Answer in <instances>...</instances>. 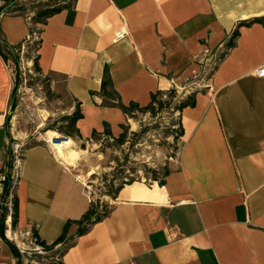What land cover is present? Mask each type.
<instances>
[{
    "label": "crops",
    "instance_id": "crops-1",
    "mask_svg": "<svg viewBox=\"0 0 264 264\" xmlns=\"http://www.w3.org/2000/svg\"><path fill=\"white\" fill-rule=\"evenodd\" d=\"M36 3L59 9L33 22ZM33 38L38 72L65 113L81 114L78 139L133 130L157 90H183L178 100L192 90L194 102L176 108L166 176L114 187L81 232L84 182L45 137L28 141L16 224L52 245L70 221L52 264H264V76L253 71L264 63V0H0L1 161L16 82L7 55ZM15 254L0 237V264Z\"/></svg>",
    "mask_w": 264,
    "mask_h": 264
},
{
    "label": "rangeland",
    "instance_id": "rangeland-1",
    "mask_svg": "<svg viewBox=\"0 0 264 264\" xmlns=\"http://www.w3.org/2000/svg\"><path fill=\"white\" fill-rule=\"evenodd\" d=\"M36 44L37 40L33 38L25 47L20 46L13 57L17 82L7 113L12 139L27 144L36 138L44 139L43 134L47 130L56 131L59 135L57 143L62 144L66 140V150L75 149L81 153L76 165L64 164L93 192V205H107L114 187L125 181L152 182L155 177L162 179L179 151V118L175 101L182 96L183 90L177 93L170 88L171 91L158 96L162 105L155 103L153 109L136 112L133 115L137 121L135 128L123 129L126 134L122 142L111 135H95L91 140L78 139L74 132L72 136L67 135V123L62 118L68 115L65 113L67 102L35 69ZM216 61V58L208 61L209 71ZM188 91L191 94L192 90ZM61 250L55 249L47 257L52 259Z\"/></svg>",
    "mask_w": 264,
    "mask_h": 264
},
{
    "label": "built area",
    "instance_id": "built-area-1",
    "mask_svg": "<svg viewBox=\"0 0 264 264\" xmlns=\"http://www.w3.org/2000/svg\"><path fill=\"white\" fill-rule=\"evenodd\" d=\"M122 34L123 32L119 31L118 37ZM8 64L10 65V61L7 62ZM9 65L11 69L12 66ZM253 71L257 77H263L264 63ZM12 138L5 146V160H0V237L13 246L16 253L15 264H52L58 259V255L55 254L52 259L47 256L55 249L61 248V243L46 248L50 245L42 243V239L34 233V226L30 225L28 229L22 231L13 222L15 191L23 167L26 143ZM84 191L92 204L93 192L86 185Z\"/></svg>",
    "mask_w": 264,
    "mask_h": 264
},
{
    "label": "trees",
    "instance_id": "trees-1",
    "mask_svg": "<svg viewBox=\"0 0 264 264\" xmlns=\"http://www.w3.org/2000/svg\"><path fill=\"white\" fill-rule=\"evenodd\" d=\"M34 7H36V10L35 12L33 13V15L29 18L31 21L33 22H37L38 20H40L41 17H46L47 15L57 11L59 9V7L57 6H46L44 7L43 5H41L40 3H36L33 5ZM18 9H22V8H18ZM18 9H14V10H18ZM258 20V19H256ZM20 47V45L17 47L16 50H18ZM11 55L8 54V59L12 62H10V64L13 65V71H14V74L16 72V65L13 64V57L11 58L10 57ZM5 57V59H7ZM34 64H35V69L37 71H39V66L38 64L36 63V57H35V60H34ZM17 82V80H16ZM102 88L105 87V82H102ZM168 91H171L170 89L167 90V91H161V90H157L155 92H153L150 96V100H149V104L146 105L145 107H141V108H138L139 111H146V110H150V109H153V106L155 103H159L160 105H162V103L160 101H158V96L160 94H162L163 92L167 93ZM192 93L190 95L187 96L186 99H182V100H178L175 101V105H176V108H180V107H183V106H187V105H190V106H193L194 102H189L190 101V97H191ZM135 106H137L136 104L135 105H131L130 107H125L124 109L129 112V110L131 108H134ZM81 117V114L79 113V110H75L74 112H72L71 114H68V115H65L63 118V120L66 121L67 123V127H68V132H67V135H70L72 136V132H74V134L78 135L77 134V129H76V122L78 120V118ZM107 135L108 134H111L109 133V131L107 130L105 132ZM125 134L124 131H122V133L118 136H112L113 138H115L118 142H122L124 140V137H125ZM181 134V131H179V134H177V138L179 137V135ZM168 172V170H166V172L164 173L166 176V173ZM154 180H157V178L155 177ZM162 179H160L161 181ZM132 181V180H130ZM120 185H118L115 189L119 188ZM14 217H13V222L14 223H17L16 222V218H17V212H18V208H17V200H16V197H15V201H14ZM107 209L105 208V205H101V204H96V205H93L91 204V207L84 213L82 214V217L78 220H75V222L79 223V224H82L84 222V224L80 227L79 231L81 232L82 230H84L86 228L87 225L93 223L98 217L104 215L106 213ZM70 221H67V224L64 226L63 230H62V233L61 235L54 241V243L50 246H47L46 248H51V246H54V244L58 243V242H61L64 240V236H65V233H66V230L68 228V225H69ZM36 234V232H34ZM37 235V234H36ZM42 243H45L43 240H42ZM10 248L11 250L14 251V248L12 245H10ZM15 252V251H14Z\"/></svg>",
    "mask_w": 264,
    "mask_h": 264
},
{
    "label": "bare ground",
    "instance_id": "bare-ground-1",
    "mask_svg": "<svg viewBox=\"0 0 264 264\" xmlns=\"http://www.w3.org/2000/svg\"><path fill=\"white\" fill-rule=\"evenodd\" d=\"M133 126V125H132ZM134 127V126H133ZM134 129V128H133ZM46 142L52 149L55 150L57 157L65 164L76 165L80 159L81 153L75 149H65L68 141L64 140L65 143H57L56 138L59 136L54 130H47L44 132ZM61 137V136H60ZM69 138V137H68ZM70 141V140H69ZM69 147V146H68ZM70 148V147H69ZM84 153V152H83ZM82 180V179H81Z\"/></svg>",
    "mask_w": 264,
    "mask_h": 264
},
{
    "label": "water",
    "instance_id": "water-1",
    "mask_svg": "<svg viewBox=\"0 0 264 264\" xmlns=\"http://www.w3.org/2000/svg\"><path fill=\"white\" fill-rule=\"evenodd\" d=\"M66 136H61V138H65Z\"/></svg>",
    "mask_w": 264,
    "mask_h": 264
}]
</instances>
